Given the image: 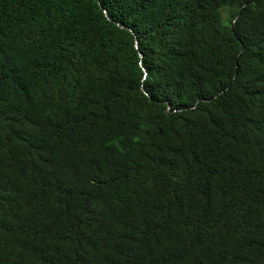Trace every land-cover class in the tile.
I'll use <instances>...</instances> for the list:
<instances>
[{
  "label": "trees",
  "instance_id": "obj_1",
  "mask_svg": "<svg viewBox=\"0 0 264 264\" xmlns=\"http://www.w3.org/2000/svg\"><path fill=\"white\" fill-rule=\"evenodd\" d=\"M0 264H264V0H0Z\"/></svg>",
  "mask_w": 264,
  "mask_h": 264
},
{
  "label": "rangeland",
  "instance_id": "obj_2",
  "mask_svg": "<svg viewBox=\"0 0 264 264\" xmlns=\"http://www.w3.org/2000/svg\"><path fill=\"white\" fill-rule=\"evenodd\" d=\"M233 10L229 9V8H221L218 12L219 15V20L220 23L222 25H226L229 21V14L232 12Z\"/></svg>",
  "mask_w": 264,
  "mask_h": 264
},
{
  "label": "water",
  "instance_id": "obj_3",
  "mask_svg": "<svg viewBox=\"0 0 264 264\" xmlns=\"http://www.w3.org/2000/svg\"><path fill=\"white\" fill-rule=\"evenodd\" d=\"M250 2H252V1H250ZM245 5H246V3L242 5V7L239 9V12L237 13V15L233 17V19H232V21H231V24H230V30H232L233 23L235 22L236 18L239 16V14H240V12H241V9H242ZM102 12H103V14L105 15V11L102 10ZM105 17H106V15H105ZM106 19H107V18H106ZM116 25H117V24H116ZM240 51H241V50H240ZM239 54H240V52H239ZM238 56H239V55H238ZM141 92H142L143 94H145L144 91H143V89H141Z\"/></svg>",
  "mask_w": 264,
  "mask_h": 264
}]
</instances>
